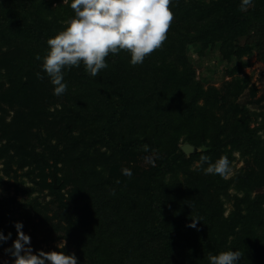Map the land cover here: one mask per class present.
Instances as JSON below:
<instances>
[{"label":"rangeland","instance_id":"374dc122","mask_svg":"<svg viewBox=\"0 0 264 264\" xmlns=\"http://www.w3.org/2000/svg\"><path fill=\"white\" fill-rule=\"evenodd\" d=\"M12 1L13 5L19 3L24 8L21 18L33 19L35 10L29 7L28 0ZM7 2L8 5L11 3ZM58 3L65 4L63 0H55L51 6ZM234 6L237 8L232 10ZM170 8L174 18L167 39L159 49L137 66H131L124 57H118L119 73L127 71L125 81L116 83L118 95L115 82L108 76H102L101 70L98 76L102 82L95 85L99 93L89 94L90 77L84 80L82 87L76 80L65 81L66 98L58 97L53 94V85L48 80L28 91L34 95L32 101H25L21 106L10 104V94L6 90L9 81L18 76L24 79L26 74L31 77L33 71H39L41 62L35 56H43L47 48L39 46L41 41L23 38L15 27L1 30L0 231L5 235L11 233V238L0 244V264H12L13 258L5 249L16 239L14 222L17 221L23 223V232L30 236L34 253L38 250L64 251L75 254L78 264H110L107 255H112V247L105 256H95L75 246V241L82 238L74 216L75 209L85 205L91 195L63 205L64 199L53 195L47 187L50 184L58 187L55 177L62 175L60 169L65 170L66 163L72 171L74 164L71 160L81 163L85 185L92 187L97 182V187L107 199L117 197L120 192L122 198L131 200L135 194L148 196L152 191L163 200V207L169 198L170 210L180 209L188 200L194 199L197 216L216 212L217 216L212 221L205 220L201 227L208 231L209 228L215 230L216 226L218 232L226 236L224 246L216 245L217 253L227 251L223 248L240 236V226L230 221L239 214L247 216L246 198H261L263 213L261 221L258 219L257 232L264 235V0H253L250 5H244L243 0H238V3L236 0H172ZM224 10L227 15L235 12L233 19L241 27L242 19H245L244 35L231 38L227 37L225 30L216 33L215 29L224 24L221 15ZM110 59L113 60L114 55L110 54L109 59L106 57V62ZM37 62L39 64L36 65ZM89 76L85 71V77ZM125 90L141 95L133 100L139 106L146 104L150 97L159 101L167 97L178 104L181 116L176 120L171 114L156 115L160 109L152 108L153 118L160 121V128L155 132L156 141L161 143L158 151L142 147L133 154L131 150L122 151L118 145L103 138L106 134L102 125L112 114L117 117L127 115L124 120H130L128 126L133 134L143 137V133H147L141 128L142 124L137 123L138 128H135L131 111L133 101L127 102L131 105L129 107L119 99V94ZM63 102L68 107H77V102L83 105L75 121L68 125L59 122L63 117ZM155 102L151 101L149 107ZM105 108L99 117L102 124L92 138L93 148L89 144L78 146L79 152L74 146L70 147V143L78 142L72 139L73 136L88 132L86 123L78 116L84 115L87 119L93 110L101 112ZM16 113H19L18 117ZM142 114L137 111V115ZM18 119L25 120L20 132L14 131ZM117 127L115 132L119 134ZM163 138H167V143L161 141ZM184 142L198 145L199 151L194 154H199H189L193 157L185 155L181 162L174 163L176 149ZM73 150L77 152V159L71 156ZM202 154L210 156L213 161L222 155L227 156L231 172L225 177L205 175L200 165ZM89 164H97L99 170L104 167L103 178H92ZM136 167L146 171H141L139 177ZM124 169L131 170V177L123 174ZM153 172L159 175L158 183L149 180ZM68 185L61 189V194H66ZM94 191L98 193L96 189ZM129 192L131 196L128 198ZM211 202L213 204L207 205ZM90 205L88 212L95 215V207L99 205ZM137 234L136 227L127 228L125 232L131 243L137 241ZM156 241L149 239L141 243L143 250L139 252L144 256L150 253L146 259L155 263L154 256L160 249ZM243 241L249 245L251 236L246 234ZM175 264L183 262L179 259ZM240 264H245L243 258ZM255 264H264V256Z\"/></svg>","mask_w":264,"mask_h":264},{"label":"trees","instance_id":"16d2710c","mask_svg":"<svg viewBox=\"0 0 264 264\" xmlns=\"http://www.w3.org/2000/svg\"><path fill=\"white\" fill-rule=\"evenodd\" d=\"M3 1L5 2L0 3V34L1 30H5V27L6 29L8 26L15 27L23 38L29 37L32 41H41L39 42V46L43 48H47V39L54 36L57 31L62 28L64 21L74 16V12L69 6L70 0L65 4L58 3L55 6H51V2L55 0H36V2L35 0H28L30 2L29 7L32 6L35 10L32 16L33 19H28V21L21 18V15H23L21 13L24 11V8L21 7L19 3L13 5V1L8 0L11 2L8 5L7 0ZM236 2L238 3V0H236ZM235 8L237 7L234 6L231 9L235 10ZM224 11L225 12H221V15H223L222 22L224 24H220V26L215 29L216 33L220 34L225 30L226 34H228L227 37L231 38L244 35L243 29L246 23L245 19H242L243 24L241 27L237 20L234 21L233 19V16L236 14L235 12L233 14L228 12L229 15H227L226 10ZM126 53L125 51H121L118 55H114L113 60H108V67L103 69L102 76H108L115 84L124 82L127 76L124 74H126L127 71L125 69L123 74L119 73L117 64L120 63H118L117 60L118 57H124L126 62L129 63L130 56L128 53V56H124ZM109 57L110 54L107 58L109 59ZM37 64H39V62H37L36 65ZM37 72L41 73L43 79L37 78ZM90 77L92 76L85 77L83 64L78 68L72 67L64 70V80L67 82L76 80L79 83V87H82L84 85V80ZM48 80V76L43 73L40 68L39 71H33L31 77H28L26 74L24 79L18 76L14 81H9L10 85L6 90H8L10 94L9 98L7 97L10 100V104H18L21 106L24 105L25 101H32L34 95H31L28 91L35 89L33 87L38 88V86H42L43 83ZM94 80H96V82ZM89 82V94L99 93L95 85L101 83L102 79L97 75L96 77H92V80H89ZM117 84L115 87L118 95L119 91L117 89ZM124 88L125 87H123V89ZM62 96L66 98L65 94ZM79 96L81 97L82 94L80 93ZM137 96L141 95L136 92L132 93V91L125 90L124 93L119 94V99L127 103L130 99L133 101ZM150 98L146 99L147 102L144 105L142 104L139 106V103H135L134 101L131 104L133 105L131 111L135 122V128H138L136 125L138 123L140 125L142 124L141 128L147 131V133H143V137L142 135L137 136L132 133L128 126L130 120H126L127 118L124 120V117H127V115L121 114L120 117H117L116 114H112L108 116L109 120L102 125V128H104L103 132L106 134L103 138L118 145L122 151L127 149L131 150L133 154L142 147H145V149L148 148V150L152 147V149L158 151L161 148V143L156 141L155 132H158L160 128V121L153 118L154 109L152 108L160 109L159 113L156 115L161 116V114H166L169 116V114H171L172 118L175 120L181 116V110L177 109L178 104L174 100L167 99V97H163L164 100L162 101L152 97ZM151 101L156 102L152 107H149L151 106ZM77 103V107L74 105L68 107L65 102L62 103L61 110L63 111V117L59 122L68 125L75 121L77 112L80 113L79 110L83 107L82 102ZM131 105L127 103V106L130 107ZM106 108L101 112L93 110L87 119L84 115L82 116L83 118L78 116L79 120L86 123L88 132L83 133V135L81 132L77 137L73 136L72 139H76L78 142H75V144L70 143V147L74 146L79 152L80 148L78 146L85 147L89 144L91 148H93L92 138L95 136L94 133H96L95 131L98 126L102 124L99 122V117L105 112ZM138 110L143 112L141 116L137 115ZM18 114L19 113H16L17 117ZM27 115L32 118L30 114ZM144 121L145 123H143ZM15 123L16 128H14V131L20 132V128L24 125L25 120L18 119ZM116 127L120 131L119 134L115 132ZM161 141L167 143V138H163ZM193 146L198 147V145ZM176 151L174 163L177 161L181 162V157H185V154L180 150V145ZM86 153L87 151L85 154ZM166 153L168 157V151ZM198 154L199 153L193 155ZM193 155L189 156L193 157ZM71 156L75 159L78 158L77 152L74 150ZM96 162L99 163L97 160ZM71 163L74 164L72 171L69 168L70 165L66 163L65 170L60 169L62 175L60 177H55L56 185L58 186L56 187L57 189L54 188L52 184L47 187L50 189L49 192L53 195L64 199L63 205L69 204V202H78L84 195H91V199L89 198L85 205L75 209L76 214L74 215L78 222V229L82 235L80 241H75V246L77 248L81 247L82 250L84 252L86 251L89 255L105 256L107 250L112 247V255H107V260L110 264H175V260L179 259H181L183 264H208V255L210 253L218 254L215 249L216 245L221 248V246H224L227 242L226 236L218 232V227L215 226V230L209 228L208 231L202 229L201 226L206 223L205 220L212 221L213 218L217 216V213H203L202 216L199 214L197 216V211L194 210V205L196 204L194 199L188 200L186 204L177 210H170L169 198L167 199L168 202L165 203L163 207V200L152 191H150L148 196L145 193H134L135 198L131 200H127L124 196L122 198V193L120 192L117 193V197L107 199L102 194L101 189L97 187V182L93 183L95 187L92 185V187L85 185L83 182L84 175L81 172V163L73 160H71ZM89 165L91 170L89 174L91 177L93 176L92 178H103L102 172L106 171L104 167L102 170H99L97 164ZM136 169H138L139 177L141 171H146L141 169V167H136ZM58 171L57 169V172ZM158 176L156 172L151 173L149 176L150 182L158 183ZM41 179L44 181V177ZM189 181L191 182L190 185H192L193 180L191 177ZM64 184H69L66 188L67 195L61 194L60 192L65 186ZM136 184L137 183H135V185ZM93 188L96 189L98 193H96ZM90 189L93 191H90ZM93 193L95 195H93ZM130 196L131 192H129L128 198ZM195 196H198V194ZM260 199L246 198L244 206L247 211V216L239 214L233 221H230L231 224L240 226V236L234 238L223 248L225 250L240 251L242 258L245 260V264H255L257 260L264 256V235L257 232L258 219L260 220L263 213L261 212ZM90 204L92 206L99 205L95 207V215H91V213L88 212ZM211 204H213V202L207 205ZM216 211L219 213L218 209H216ZM192 219L200 220L197 222L196 228L188 227ZM223 226H225V224H223ZM132 227H136L138 231L137 244H135L136 242L131 243L128 239L129 235H125L127 228L131 229ZM246 234L251 236V243L249 245L245 244L243 241ZM149 239H156L157 245L160 248L159 253L154 256L156 263L146 259L150 253H146L145 256L139 254V252L143 250L141 243Z\"/></svg>","mask_w":264,"mask_h":264},{"label":"clouds","instance_id":"9594fccd","mask_svg":"<svg viewBox=\"0 0 264 264\" xmlns=\"http://www.w3.org/2000/svg\"><path fill=\"white\" fill-rule=\"evenodd\" d=\"M69 0H63L67 3ZM253 0H243L244 5ZM172 0H70L74 16L64 21L54 36L47 39V51L35 59L50 83L53 94L62 96L67 91L64 70L80 67L96 77L108 67L106 57L118 55L121 51L129 54L131 66L143 64L145 58L159 49L167 39V32L174 18L170 8ZM37 78L43 79L40 72ZM200 165L205 175L227 176L231 164L227 156L215 161L202 154ZM123 174L131 177L130 169ZM199 219H192L188 227L196 228ZM16 239L5 249L12 264H78L75 254L64 251L33 252L31 238L23 232V223L14 222ZM11 233L0 231V244L6 243ZM242 255L238 250L221 251L208 255V264H240Z\"/></svg>","mask_w":264,"mask_h":264},{"label":"water","instance_id":"95a60500","mask_svg":"<svg viewBox=\"0 0 264 264\" xmlns=\"http://www.w3.org/2000/svg\"><path fill=\"white\" fill-rule=\"evenodd\" d=\"M180 150L185 154V155H189V154H194L197 151H199V148L191 145L188 142H184L180 145Z\"/></svg>","mask_w":264,"mask_h":264}]
</instances>
